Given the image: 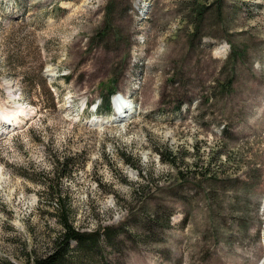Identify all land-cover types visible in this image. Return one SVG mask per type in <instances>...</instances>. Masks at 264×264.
I'll return each mask as SVG.
<instances>
[{"label": "rangeland", "instance_id": "374dc122", "mask_svg": "<svg viewBox=\"0 0 264 264\" xmlns=\"http://www.w3.org/2000/svg\"><path fill=\"white\" fill-rule=\"evenodd\" d=\"M63 213L73 264H264V0H0V264Z\"/></svg>", "mask_w": 264, "mask_h": 264}, {"label": "trees", "instance_id": "16d2710c", "mask_svg": "<svg viewBox=\"0 0 264 264\" xmlns=\"http://www.w3.org/2000/svg\"><path fill=\"white\" fill-rule=\"evenodd\" d=\"M113 93L114 92H110L109 94L103 95V104L100 108L101 112H111L110 96ZM54 165L56 167L55 173L58 175L57 180L67 179L70 176L71 173L70 170H68L70 163L68 159L54 161ZM59 187L60 186L55 188L50 181L48 182V189L55 191L54 193L52 192L50 197L56 198L61 204L62 191ZM141 189H143L142 185L138 184L134 186L133 191L134 193H138ZM59 221L62 230L53 238L50 253L42 257L33 258L31 264H73L70 261L71 258L74 256L78 257V255L84 252L94 251L99 247L102 238L109 237L107 233L108 228L106 227L92 232H83L76 229L64 213ZM7 264L12 263L8 262Z\"/></svg>", "mask_w": 264, "mask_h": 264}, {"label": "bare ground", "instance_id": "6f19581e", "mask_svg": "<svg viewBox=\"0 0 264 264\" xmlns=\"http://www.w3.org/2000/svg\"><path fill=\"white\" fill-rule=\"evenodd\" d=\"M224 50L222 48L221 51H219V54L223 53ZM7 89L9 91H11V86L8 84L7 86ZM128 101L127 99H123L121 100V102L119 104H116V110L114 111L113 115L111 116L113 119H116V120H120L122 119V116H119L121 113L123 115V113H128L129 110H127V107L125 104H127ZM19 114H26V108H24L23 106H21L19 103H17L16 107H15V110L10 113V114H5L3 113V118L5 119V121L9 124V126H16L17 123H18V115Z\"/></svg>", "mask_w": 264, "mask_h": 264}]
</instances>
